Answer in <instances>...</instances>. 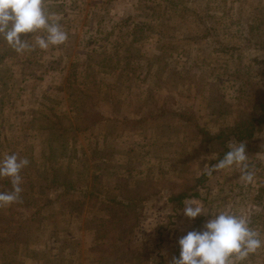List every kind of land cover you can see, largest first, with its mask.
I'll return each instance as SVG.
<instances>
[{"label": "rangeland", "instance_id": "374dc122", "mask_svg": "<svg viewBox=\"0 0 264 264\" xmlns=\"http://www.w3.org/2000/svg\"><path fill=\"white\" fill-rule=\"evenodd\" d=\"M263 2L45 0L68 40L22 54L0 45V79L7 78L6 86L0 81V158L16 153L30 161L19 203L13 211L0 207V264H169L198 217L205 218L202 231L224 211L247 216L264 240V124L246 149L254 181H242L233 165L201 187L222 142L205 146L174 119H144L156 111V95L168 94L180 106L194 105L212 132L255 116L252 98L264 97ZM131 120H140L133 131ZM53 170L73 189H41ZM6 180L0 178V192L12 190ZM93 185L108 195L121 186L130 197L133 188L159 191L124 209L138 217L115 257L102 255L92 231L108 218L88 206ZM194 186L199 197L186 201L207 214L193 220L171 199ZM11 215L17 225L7 234ZM243 264H264V246Z\"/></svg>", "mask_w": 264, "mask_h": 264}, {"label": "clouds", "instance_id": "9594fccd", "mask_svg": "<svg viewBox=\"0 0 264 264\" xmlns=\"http://www.w3.org/2000/svg\"><path fill=\"white\" fill-rule=\"evenodd\" d=\"M44 4L45 0H0V40L18 54L37 47L47 50L50 46L64 44L68 33L46 12ZM30 33L33 34L30 39L21 38V34ZM228 149L222 159L205 169L206 174L212 176L214 172L236 165L241 167L240 179L252 183L255 172L247 163L245 143L230 141ZM29 163L27 158L16 153L0 158V178H8L12 185L11 191L0 192V207L20 201L21 172ZM183 213L193 220L207 214L199 203L189 201L184 202ZM178 243L180 255L173 256L169 264H243L250 254L264 246V240L250 227L247 216L227 211L214 215L202 231H189Z\"/></svg>", "mask_w": 264, "mask_h": 264}, {"label": "trees", "instance_id": "16d2710c", "mask_svg": "<svg viewBox=\"0 0 264 264\" xmlns=\"http://www.w3.org/2000/svg\"><path fill=\"white\" fill-rule=\"evenodd\" d=\"M259 8L261 11L264 12V2L260 5ZM144 26L145 24L139 27V29L141 31L144 30ZM249 28L254 30L253 24H250ZM134 42L138 43V40L135 39ZM0 45L4 46L5 48L9 46L6 42L2 40H0ZM262 50L264 51V49ZM0 65H2L1 60ZM0 81L3 82L2 86H6L7 78L0 79ZM86 96L89 97V94L87 93ZM156 96L157 99H155V101L152 103L156 111L154 112V114L144 117V119L155 121L170 118L174 119L177 123L183 126H187L188 128H192L196 136L200 139V143L205 146L211 145L217 141L222 142V149L217 154L216 160L212 161L211 165L216 164L220 159L224 157L225 153L229 150L228 143L230 141H242L245 143L247 149V145L252 139H254L256 133L258 132L257 130H260L261 126L264 124L263 96H259L258 99L256 97L252 98V100H255L254 107L257 111V114L255 116H250L249 119L246 120L237 121L232 126L227 127L226 129L221 130L219 132H212L208 128L202 126L196 111V107L194 105H188L187 103L185 106H180V100L170 94L166 96ZM88 111L84 109V114L82 116V119L85 122H88L89 118L92 116V114ZM138 123H140V120H131L128 122V124L132 127L131 131H133V129ZM83 130L85 131L86 129L83 128ZM54 158L56 159V156H54ZM50 162L51 160H49L48 163ZM53 172V177L49 180L48 184L41 189L56 190L60 187H70L71 189H73L74 184H72L71 180L68 179L67 176H60L59 173H56V170H53ZM182 174H184L183 171L178 176L179 179L182 178ZM209 178L210 176L204 173V175L197 181V185L204 187L206 180ZM10 183L11 182L8 179L6 180L5 184L8 185ZM195 188L196 186L190 188L186 187L181 191L179 190L177 192L178 194L172 197L171 200L177 203V205L182 206L187 199L199 197V193L197 191H194ZM133 189V197L127 195V193L131 191V189L127 190L126 187L122 186L119 188L118 193L114 195H108L106 194V191L97 189V187L93 185V189L86 194V196L89 197V207L98 209L108 214V218H102L100 220V224L96 226L94 230H92L95 235V239L101 243L100 252L106 257L107 254L111 255L112 257H115L118 254V250H121V246L125 242H127L126 237L129 236V232L131 233L133 223L138 217V215H136L135 210L131 215L129 211L124 209L129 210L132 205L136 207L138 203L144 202L153 195L159 193V191H153L155 193L150 192L145 194L142 188ZM22 196L24 195L22 194ZM21 198L22 197H20V199ZM30 201L31 202L28 205L33 208L35 205L32 200ZM14 204L16 203L11 204L7 209L13 211ZM38 216L39 213L37 211V213L33 216V219H37ZM204 219L205 218L203 216H200L195 220V225H197L195 231H201L200 228ZM4 220L8 221L7 234L10 233V231L13 232L12 229L16 228L17 222L12 220V215L5 217ZM125 226H127V228H125ZM27 227L28 226L26 224L21 223L19 229H23L24 231H26V233H28L29 230H25ZM1 233L3 234L2 231ZM10 235L12 236L13 234H9V236ZM123 236H125V239H122ZM3 239L4 238L0 236V244L2 243ZM8 240H12V238L8 237Z\"/></svg>", "mask_w": 264, "mask_h": 264}]
</instances>
